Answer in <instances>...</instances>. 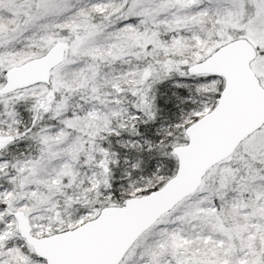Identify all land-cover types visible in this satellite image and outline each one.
I'll return each instance as SVG.
<instances>
[{
  "label": "snow or ice",
  "instance_id": "1",
  "mask_svg": "<svg viewBox=\"0 0 264 264\" xmlns=\"http://www.w3.org/2000/svg\"><path fill=\"white\" fill-rule=\"evenodd\" d=\"M0 264H264V0H0Z\"/></svg>",
  "mask_w": 264,
  "mask_h": 264
}]
</instances>
